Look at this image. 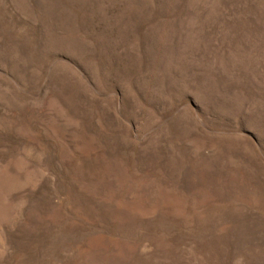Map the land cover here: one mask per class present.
Masks as SVG:
<instances>
[{"label":"rangeland","instance_id":"374dc122","mask_svg":"<svg viewBox=\"0 0 264 264\" xmlns=\"http://www.w3.org/2000/svg\"><path fill=\"white\" fill-rule=\"evenodd\" d=\"M0 264H264V0H0Z\"/></svg>","mask_w":264,"mask_h":264}]
</instances>
